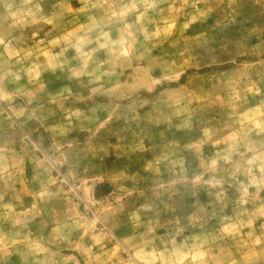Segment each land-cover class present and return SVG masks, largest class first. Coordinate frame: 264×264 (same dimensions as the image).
<instances>
[{
  "label": "rangeland",
  "instance_id": "rangeland-1",
  "mask_svg": "<svg viewBox=\"0 0 264 264\" xmlns=\"http://www.w3.org/2000/svg\"><path fill=\"white\" fill-rule=\"evenodd\" d=\"M0 264H264V0H0Z\"/></svg>",
  "mask_w": 264,
  "mask_h": 264
}]
</instances>
